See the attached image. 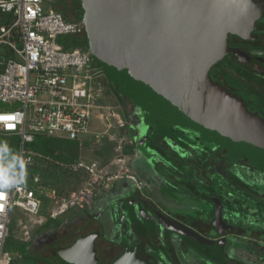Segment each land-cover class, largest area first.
Wrapping results in <instances>:
<instances>
[{
  "label": "water",
  "instance_id": "1",
  "mask_svg": "<svg viewBox=\"0 0 264 264\" xmlns=\"http://www.w3.org/2000/svg\"><path fill=\"white\" fill-rule=\"evenodd\" d=\"M81 6L90 51L138 107L165 122L198 130L232 158L246 157L264 172V117L210 75L229 54H244L230 47L228 37L254 39L264 1L81 0ZM129 209L139 225L131 203ZM159 217L167 231L183 239L189 234V241L204 253L224 259V236L213 242L177 220ZM214 222H223L219 200ZM98 235L78 237L59 249L58 257L68 264H99ZM110 264L152 263L134 249Z\"/></svg>",
  "mask_w": 264,
  "mask_h": 264
},
{
  "label": "built area",
  "instance_id": "2",
  "mask_svg": "<svg viewBox=\"0 0 264 264\" xmlns=\"http://www.w3.org/2000/svg\"><path fill=\"white\" fill-rule=\"evenodd\" d=\"M45 0H0V134L20 139L18 173L10 189H0V264H11L5 252L11 213L22 209L38 215L44 189L24 182L25 167L48 157L30 151L36 136H65L78 140L91 132L95 113L103 107L109 80L90 49L72 43L85 34L82 21H69L62 13L44 8ZM105 123L108 118L102 117ZM119 126L123 121L119 118ZM114 171L96 161L78 160L66 165L83 174L80 186L68 195L53 191L62 210L82 208L94 192L114 180L126 178L141 188L143 182L126 169L122 157ZM29 180L39 185L41 175Z\"/></svg>",
  "mask_w": 264,
  "mask_h": 264
},
{
  "label": "flooded vegetation",
  "instance_id": "3",
  "mask_svg": "<svg viewBox=\"0 0 264 264\" xmlns=\"http://www.w3.org/2000/svg\"><path fill=\"white\" fill-rule=\"evenodd\" d=\"M57 8L61 10L66 18L76 19L78 7L75 6L74 0H58ZM256 24L257 26L253 30L256 35L254 39H244L233 34L228 37L230 47L244 51V54L238 57L247 59V63L243 67L250 74L249 81L247 80L238 85L229 84L223 76L216 72L217 67L215 65L211 68L210 75L242 98L250 110H256L264 117V11ZM83 36L84 34L79 38ZM253 77H256L261 83L250 80ZM151 117L153 121H149L146 127L147 130L152 131L154 129L155 132L160 134L166 132L165 135L161 136L159 143L167 145L168 148L174 146L173 149L178 147L184 151V165H182L184 167V171L182 170L184 174V195L188 194L192 199L191 203L196 202L197 206L191 204L184 207V223H181L203 238L213 242L220 241L221 237L224 236L225 256L222 260L210 257L193 245L189 241V234H187L188 236H184V239L177 238L178 244L169 238L179 261L176 262L171 257L172 254L170 247L167 245L165 234L163 242L157 237L161 227L159 216L165 214L153 204L151 208L155 214V220L152 221V226H150L152 229L145 235L147 240H145L146 243L143 248H139L142 242L139 235V241L134 245L126 246L121 243L119 248L123 251L119 255L127 249H136L140 256L146 258L152 264H241L240 259L235 256L236 250L241 246L245 245V248H247V245H254L259 250L264 249V226L258 227L257 225L260 221V212H264V190H259L252 183L239 177L234 170L238 168L262 174L264 172L260 171L246 157L232 158L225 147L213 142L203 134L200 135L199 131L194 128L165 122L155 116ZM231 158L234 160L231 161ZM177 164L180 168L182 167L180 162H177ZM164 177L169 184L174 185L177 183L176 179L169 173L165 174ZM237 191L242 194L237 193ZM218 200L220 202L222 223L214 222ZM140 201L148 200L141 197ZM232 212L233 214H231ZM235 212H237V215H234ZM249 216L258 221L254 223V219L247 218ZM243 217L246 219H243ZM184 231L187 230L184 229ZM168 235V237H172L173 234L170 235L169 233ZM149 244L152 245V249H145V246ZM231 250L233 254L229 252ZM179 253L181 257H179ZM235 257L237 258L236 262H234Z\"/></svg>",
  "mask_w": 264,
  "mask_h": 264
},
{
  "label": "crops",
  "instance_id": "4",
  "mask_svg": "<svg viewBox=\"0 0 264 264\" xmlns=\"http://www.w3.org/2000/svg\"><path fill=\"white\" fill-rule=\"evenodd\" d=\"M57 1L58 0L55 1V8H57L56 6ZM66 19L69 21H76V19L75 20H71L68 18ZM144 115H145L144 118L147 119L148 123L149 121L151 122V120L153 121L150 114H144ZM101 123L104 122L101 120L100 116L97 113H95V117L91 126V132L83 135L80 139L70 140L65 136L51 137V138L73 142L70 144L71 146L76 144L80 146L79 147L80 158L69 159L68 156V161H67L68 163L53 161L57 164V166L60 167L59 170L66 169L65 168L66 165L74 163L78 160H82V161H96L101 167L114 171L116 169L115 160L118 157H122L126 162V169L130 173L134 174L140 181L144 182V186L138 188L135 182L132 180L126 178L114 180L110 185L106 186L105 188L96 190L90 202L84 207H82V208H87V210L89 208L88 211L89 214L92 215L94 218L98 219V221L95 223L96 228L93 229L94 231L92 232H99V235L96 237L95 240L97 256L98 254L100 256V257L98 256L99 264L106 259L113 262L118 257H120L122 254L121 255L119 254L123 251V249L119 248V246H121V243H124L126 246H130V244L134 245L135 243H138L139 233L141 231H143L144 233H149V230L152 229V227H150L151 225L149 224V222L155 220L154 217L155 214L153 212V209L151 208L152 204L156 208L159 207L167 217L180 221V223L181 222L184 223V207H188L189 205L192 204L191 203L192 199H190V196L188 194L184 195V174H183L184 167L182 166L184 165V151L177 153L175 151L177 149H173V146L168 148L167 145L165 144L163 145L159 143L161 136L165 135L166 133L165 131L164 133L160 134L158 132H155L154 129L152 131H148L146 128L145 134L142 135V137L138 138L137 135L133 137L134 145L131 148L127 149L126 154L121 152L119 155L115 157V159L111 162L110 165L105 166L97 159H91L90 157L91 147L90 148L88 147L90 152H87V148L85 150L82 148L84 142L89 140V138L95 137V135H97V131H95V129H97L99 125H101ZM69 150L68 152L66 151V155H68ZM174 156L175 158H173ZM203 156L205 157V155ZM177 162H180L182 166L181 168L179 167ZM168 173L169 175H171L173 178L176 179L177 183L174 184L175 186L173 184L167 183V180H165L164 175ZM74 175H77L78 178H74L73 175L72 176L70 175L66 179L69 180L70 182H74L77 180L78 184L77 187L75 188L77 189L82 182L83 174L74 173ZM75 189H72L70 191L67 190L66 192H63L64 194L62 195H68L70 192H72ZM141 197L144 200L149 201L150 203L149 207L144 206V204L140 201ZM54 202L56 201L53 199V203ZM130 203L133 206V211L137 219V223L139 225H135L133 223L129 209ZM15 209L19 210L20 215L21 213L27 215V217H29L34 223L39 224V226L36 229L44 225L50 219V218L47 219V216L45 217L40 216L39 213L38 215L31 217L20 208H14L12 212ZM76 210H78V208H70L66 212L76 211ZM11 218H12V213H11ZM19 221H20V217H19ZM159 224L161 225V227L159 229L160 233L159 235H157L158 239L161 240V242H163L164 234L166 237H168L169 236L168 234L170 233V235L173 234L172 237H169L170 240L172 239L178 244L177 241L178 236H176L172 231H167L164 228V226H162L161 223ZM36 229L33 230V233ZM33 233H32V238L26 241L29 242L33 240L31 249L35 253H38L42 259L54 260L55 263H57L58 261L55 260L54 258L55 256H53V253L56 256H58L57 251L59 249L66 248L72 244L71 242L67 241L66 238L67 232H65L64 228L63 230H59L54 234H50V232L47 229H41L39 234H37V238L41 240L43 238L42 241L46 239H50V237L53 238L54 236L58 235L57 237L53 238L51 241H48L46 243H44L45 242L44 241L43 242L44 244L42 246L39 245L40 241L36 244L37 240L36 241L34 240ZM151 246L149 244L145 246V249L151 250L152 249ZM126 251H124L123 254ZM261 256L262 258H264L263 257L264 254H261L257 256L259 257L258 259H262L260 258ZM179 257H181L180 253H179ZM249 264H254V263L250 262ZM257 264H264V262L260 263L259 261Z\"/></svg>",
  "mask_w": 264,
  "mask_h": 264
},
{
  "label": "trees",
  "instance_id": "5",
  "mask_svg": "<svg viewBox=\"0 0 264 264\" xmlns=\"http://www.w3.org/2000/svg\"><path fill=\"white\" fill-rule=\"evenodd\" d=\"M74 1L75 6H79L77 8L76 20L82 21L83 8L81 6V0ZM55 10L61 12L59 8H55ZM72 43L73 45L79 46L82 49L89 48L86 33L82 38H73ZM255 61L257 62L256 59ZM246 63V58L238 57L236 55H229V57H225L223 61L215 64V66L217 67L216 72L223 76L224 80H226L229 84L238 85L247 80L249 81L250 74L243 67ZM107 77L109 80V87L111 89L114 88L116 91H120L121 93H123L118 87L117 83L111 78L109 74H107ZM250 80H254L259 84L261 83V81L257 80L256 77H253ZM123 95L130 101H132L130 97H128L125 93H123ZM259 96H261V94H259ZM133 103L135 104V102ZM71 143L73 142L41 135L36 136L33 142L27 143V149L48 157V160H43L39 164L35 163L33 165L26 166V175L23 179L24 182L30 183L35 189H39L40 187H48L50 185L49 181L51 179H59V175L64 176V178H67L70 175H73L74 178H78L77 175L71 174L66 169L59 170L60 167L57 166L55 162H53L59 161L62 163H68V155H66V151L68 147L71 146ZM19 147V137L13 135L0 134V189L11 188V186L16 180L18 173ZM34 174L41 175V182L39 185H35L29 180V177ZM58 194L62 195L64 193L58 191ZM142 202L145 206L150 205L149 201ZM97 221L98 219L94 218L92 215L89 214L87 208H78V210L76 211L66 212L61 217L53 219L50 218L44 225L34 231L33 238L34 240H39V238H37V234H39L41 229H47L50 234H54L59 230H63L64 228L65 232H67V241L73 243L79 236L86 235L91 231H94L93 229L96 228L95 223ZM142 232L143 231L139 233V235L141 236L140 240H142L139 245V248H143L144 244L146 243L145 240H147V238L145 237L146 233ZM39 241H41V239ZM32 242L33 240L29 242L16 241L14 239L12 231L10 230V233L6 239L5 251L6 253H11V264H68L58 258V256H56L54 253L53 256H55V260H57L59 263H55L54 260L42 259L38 253H35L31 249ZM166 242L167 245L170 247V252L172 254L171 257L176 262H179L176 252L174 251L173 245L171 241H169V237H167ZM109 263L111 262L106 259L100 264Z\"/></svg>",
  "mask_w": 264,
  "mask_h": 264
},
{
  "label": "rangeland",
  "instance_id": "6",
  "mask_svg": "<svg viewBox=\"0 0 264 264\" xmlns=\"http://www.w3.org/2000/svg\"><path fill=\"white\" fill-rule=\"evenodd\" d=\"M55 1L56 0H45L44 8L47 10L54 9ZM102 105L103 107L99 111V116L101 118V115H103L102 117L108 118V121H105V123H101V125H99L97 129H95V131H97V135H95V137L89 138V140L84 142L82 148L84 150L87 148V152H90L89 148L91 147V159H97L103 165L108 166L117 155H119L121 152L126 154L127 149L131 148L134 145L133 137L135 135L140 138L145 134L148 121L146 118H144V114L149 113L146 110L135 105L132 101L126 98L123 93H121L120 91H116L114 88L111 89L110 87H108L104 95ZM119 118L123 121L124 126H119ZM79 147L80 146L78 144L70 146V148L68 147L67 152L70 149L68 153L69 159L80 158ZM173 148L175 147L173 146ZM177 149V153L183 152V149L178 147ZM233 160L234 159L231 158V161ZM234 172L239 177L243 178L249 183H252L253 186H256V188H258L259 190H264V174L238 168L235 169ZM77 184V180L74 182H70L61 175L59 179H51V186H48L43 190L44 193L42 195V205L39 211V215L42 217L47 216V219L58 218L64 215L67 210H62L57 202L53 203V191L55 190L57 194L58 191H70L72 189H75L77 187ZM237 193L242 194L239 191H237ZM195 203L196 202H192V205H196ZM231 214H233V212ZM234 215H237V212H235ZM259 217L260 221L255 220V218H252L251 216L247 218H251L252 220L254 219V223L255 221H258V227H262L264 226V212H260ZM243 219L246 218L243 217ZM230 220L234 221L233 219ZM38 226L39 224L34 223L29 217H27V215H24L22 213L20 215L19 210L15 209L12 212L10 228L16 241L30 240L32 238L33 230ZM57 236H54L53 238ZM53 238L50 237V239L44 240L45 242L42 240L39 242V239L37 240L36 244L39 242V245L42 246L44 243L51 241ZM247 246L248 247L245 248V245H243L236 250L235 256L240 259L241 264H248L250 262L257 264L259 261L260 263H263L264 258L261 257L262 259H258L259 257L257 256L263 254L264 249L259 250L254 245ZM229 252L233 254L232 250ZM236 257L234 258V262H236Z\"/></svg>",
  "mask_w": 264,
  "mask_h": 264
}]
</instances>
